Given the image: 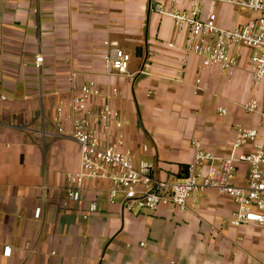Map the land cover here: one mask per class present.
Instances as JSON below:
<instances>
[{
	"label": "crops",
	"instance_id": "crops-1",
	"mask_svg": "<svg viewBox=\"0 0 264 264\" xmlns=\"http://www.w3.org/2000/svg\"><path fill=\"white\" fill-rule=\"evenodd\" d=\"M231 8L203 0L202 16L215 12L222 26L243 24L232 21ZM185 38L150 0H0V264H264V227L233 226L236 202L215 189L194 192L186 209L155 211L124 210L119 198L109 200L108 181L88 182L81 203L67 198L66 174L79 169L80 146L58 132L56 106L88 81L119 89L112 104L127 121L125 148L137 166L153 164L158 179L185 177L193 139L228 154L238 124L264 135L261 114L245 110L264 95L249 70L252 50H233L239 58L231 73L191 53L179 76ZM106 39L131 53L132 78L106 73ZM144 65L149 74H137ZM247 173L241 164L237 181ZM94 200L97 211L84 218Z\"/></svg>",
	"mask_w": 264,
	"mask_h": 264
},
{
	"label": "built area",
	"instance_id": "built-area-1",
	"mask_svg": "<svg viewBox=\"0 0 264 264\" xmlns=\"http://www.w3.org/2000/svg\"><path fill=\"white\" fill-rule=\"evenodd\" d=\"M180 1L150 0L153 11L170 16L175 30L186 33L182 53L178 56V75L183 76L191 53L201 58L203 66H219L223 72L231 73L239 58V53L234 54L233 50L248 47L252 50L251 76L256 86L264 89V0H208L260 13L257 18L237 26L220 25L215 12L203 17V0H186L184 7L179 6ZM104 45L107 48L106 73L132 78L134 74L129 72L131 53L118 40L106 39ZM167 46L175 47V43L169 41ZM43 61V54H36L37 68L42 67ZM137 74H149V70L144 65ZM75 75L73 73L70 79ZM200 82L198 78L197 84ZM119 93L118 88H100L94 81H88L67 104L61 101L56 106L58 132L68 134L80 146V167L66 174V193L70 201L82 202L88 182L108 181L111 184L109 200L113 202L119 198L123 209L129 212L155 211L167 204L186 209L194 192L212 188L235 200L236 209L230 219L233 226L256 224L264 227V135L258 128L238 124L228 154L207 150L200 140L193 139L195 159L187 166L185 177L176 181L158 179L153 175V164L142 161L137 166L134 153L125 148L127 121L122 111L112 104ZM97 97L103 101H92ZM245 110L258 112L264 118V95L262 101L252 99L245 103ZM220 113L226 110L221 108ZM65 116L71 123L69 128L64 126ZM241 164L248 167V173L243 182H238ZM97 209L98 203L94 200L83 217L87 218ZM35 217H42V208L36 209ZM4 253L10 256L11 247L6 246Z\"/></svg>",
	"mask_w": 264,
	"mask_h": 264
},
{
	"label": "rangeland",
	"instance_id": "rangeland-1",
	"mask_svg": "<svg viewBox=\"0 0 264 264\" xmlns=\"http://www.w3.org/2000/svg\"><path fill=\"white\" fill-rule=\"evenodd\" d=\"M219 8V6H216L213 10L218 13ZM228 13L232 21L235 22V24H239L240 22H245L260 16V13L242 7L231 8Z\"/></svg>",
	"mask_w": 264,
	"mask_h": 264
},
{
	"label": "trees",
	"instance_id": "trees-1",
	"mask_svg": "<svg viewBox=\"0 0 264 264\" xmlns=\"http://www.w3.org/2000/svg\"><path fill=\"white\" fill-rule=\"evenodd\" d=\"M186 168H187V166H186Z\"/></svg>",
	"mask_w": 264,
	"mask_h": 264
}]
</instances>
